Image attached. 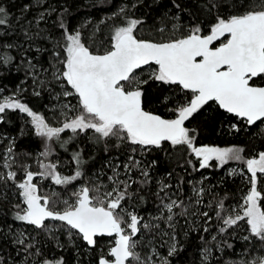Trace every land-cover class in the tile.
I'll list each match as a JSON object with an SVG mask.
<instances>
[{
	"label": "snow or ice",
	"instance_id": "obj_1",
	"mask_svg": "<svg viewBox=\"0 0 264 264\" xmlns=\"http://www.w3.org/2000/svg\"><path fill=\"white\" fill-rule=\"evenodd\" d=\"M152 2L167 11L159 12V23L151 30V37L139 35L146 21L129 16L125 5L114 14L121 18V23L110 28L105 46V41H97L95 32L85 36L79 29L69 30L62 19L54 22L60 29L59 39L54 32L41 29V23H46L47 16L56 11L50 5L40 11L44 0H27L18 16H13L10 7L0 0V66L13 65L19 71L21 65H26L25 76L41 87L45 81L40 79V71L49 73L51 69L49 83L55 82L53 87L59 85L61 89L56 98L67 101L61 107L62 124L56 127L13 93L0 97V121L7 110H18L31 118L36 134L47 141H60L65 130L77 135L90 132V139L103 145L105 152L110 149L118 152L115 162L110 160L106 165L111 171L107 184L97 178L81 184L66 199L55 192L40 193L38 184L33 182L37 177H50L56 185L68 186L84 176L85 161L80 150L72 157L76 165L72 175H62L56 170L57 164L43 161H40L42 171L33 172L22 166L24 175L20 180L16 171L0 175V199H7L4 189L11 182L18 193L13 205L15 221L39 230L49 239L58 240L59 233L67 236L68 243L74 244L79 239L90 250L99 249L96 264H171L168 257L178 251V218L185 223L197 215L206 218V223L211 219L207 211L198 210L206 189L203 180L199 182L201 186L194 185L192 192L196 199L190 197L186 204L168 194L171 184L158 181L157 215L146 219L137 211V205L145 203L143 193L152 182L151 169L158 161L146 162L145 157L154 150L163 152L167 145L171 149H187L199 164L197 167L192 160L185 161L194 171L212 167L213 160L218 162L216 167L242 161L244 169L239 172L233 169L231 174H239L248 190L239 209L229 210L223 199L217 202L215 216L221 224L218 231L226 233L246 225L245 255L251 258L234 260L232 264H264V151L246 158L242 155L245 149L240 146H196V130L187 126L192 118L203 115L213 105L242 120L245 127L264 124V0ZM139 3L136 0L131 7L136 8ZM34 5L39 15L28 19L26 13ZM203 14L212 17L206 25L200 19ZM184 16L188 23H181ZM17 32L25 42L51 41V49H44L51 56L49 68L40 69L38 62L26 58L27 50L19 59L8 54L9 50L24 49V44L13 42ZM150 84L179 89V95H164L162 91L157 96L172 118L146 110L145 89ZM241 130L230 124L229 131ZM6 151L7 155L0 159L5 160L3 167L11 168L15 163L13 148L9 146ZM51 151L48 147L41 156L47 158ZM120 155L124 156L123 161ZM9 156L12 163H8ZM203 231L208 229L205 227ZM157 235L164 243L171 242L167 256H161L153 245ZM104 237L112 238L106 250L100 248ZM5 245L13 246L15 256H21L23 264H66L62 257L43 258L39 241L26 228L17 230L8 224L5 230V226H0V264H15V256L3 254ZM257 245L262 254L253 256ZM223 247L233 245L225 242ZM138 248L146 249L145 254L141 255ZM202 255L207 261L209 249L205 248ZM35 257L41 258L36 261Z\"/></svg>",
	"mask_w": 264,
	"mask_h": 264
},
{
	"label": "trees",
	"instance_id": "obj_2",
	"mask_svg": "<svg viewBox=\"0 0 264 264\" xmlns=\"http://www.w3.org/2000/svg\"><path fill=\"white\" fill-rule=\"evenodd\" d=\"M26 2L27 0H4V3L10 7L13 16L19 15L22 6ZM135 2L136 0H44L40 11H44L49 5L56 11L50 16H47L46 13L47 22H42L40 27L45 32H54L55 38L59 39L60 29L58 23L54 22L62 19L69 30L79 29L85 36H90L95 32L97 41H105L106 46L110 28L121 23V18L114 16V14H117L122 6L127 5L129 16L142 18L146 21L139 35L141 37H151L153 35L151 30L155 24L159 23V12L167 11V9L161 10L160 6L154 4L152 0H140L138 7L132 8L131 4ZM166 2L167 0H160L161 4ZM26 15L28 19H33L39 15V12L35 10V5L33 10L26 13ZM200 19L206 25L212 17L203 14ZM188 22L187 16L182 17L181 23ZM193 22H199V20ZM15 37H19V39L17 40ZM15 37L13 42L24 44V49L9 50V55H14L19 59L20 55L27 50L28 55L26 58L33 59V63L38 62L40 69L49 68L51 56L49 51L44 49H51V41L37 39L35 42H25L19 32L15 34ZM29 44H31L30 49ZM37 49L41 50L37 51ZM100 50L103 51V48ZM25 71L26 65H21L19 71L13 65L0 66V90H2L0 91V97H7L16 93L22 102L28 104L34 112L43 115L52 126H61L63 120L60 114L61 107L67 101L62 97L60 99L56 98L61 89L59 85L53 87L55 82L49 83L51 81V69L49 73L43 71L39 73L40 79L45 81L43 87L34 83L31 78L26 77ZM144 76H146V73ZM256 82L262 83L260 80ZM21 89L24 90L21 91ZM35 91H39L41 94L36 96ZM162 91L164 95H179V89L176 86L169 88L164 85L157 87L155 84H150L145 89L147 98L145 107L149 111H155L157 114L170 119L172 114L157 99L158 94ZM68 100L72 104H76L74 98L69 97ZM230 124H236L242 130L239 133L231 132L229 131ZM187 126L196 130V146H240L245 149L242 155L246 158L255 155L259 151H264V124L258 122V126L245 127L242 120H237L230 114H225L223 110L218 109L215 105L211 109H205L203 115H196L187 123ZM90 136V132L77 135L73 134L71 130H65L64 133H61L60 141L55 139L47 141L46 138L36 134L30 117L18 110L9 109L4 114L3 120L0 121V157L6 156V150L11 146L15 163L12 164L11 168H5L3 167L5 160L0 159V175L6 174L8 171H16L17 179L20 180L24 175L21 171L22 166L28 167L33 172L42 171L40 161L55 163L57 164L56 170L61 172L62 175H72L76 170L72 157L77 151L83 150L82 155L85 163L82 171L84 176L68 186L56 185L50 177H37L33 182L38 184L40 193L48 195L55 192L60 194L61 199H66L71 192L78 190L79 185L90 183L97 180V178H99L100 183L107 184V176L111 175V171L106 165L110 160L115 162L118 152L115 149L105 152L103 145L93 143ZM61 141H66V143H61ZM48 147H51V153L47 158L42 157L41 153L45 152ZM152 159L158 161L157 165L151 169L152 182L143 193L145 203L137 205V211L146 219L150 215H157L156 205L159 200L155 193L159 189L158 181L171 184L172 188L168 190V194L173 199H183L186 204L189 203L190 197L192 200L196 199L192 192L194 185L201 186L199 182L203 180L202 186L206 189L198 210L199 212L207 211L211 219L206 223V218L197 215L189 217L188 222L185 223L184 219L178 218L179 224L176 229L178 251L175 255L168 257L171 264H232L234 260L250 259L251 257L245 255L244 245L247 242L243 240V236L248 235L245 231L246 225L229 229L226 233H220L218 229L221 224L215 216L218 201L223 199L225 207L229 210L239 209L242 198L248 190L246 183L239 174H231V168L237 162L230 161L223 167H216L218 162L213 160L211 161L212 167L194 171L185 161L192 160V163L197 167H199V164L188 154L187 149H171L167 145L163 152L154 150L145 157L146 162ZM120 160H124L123 155H120ZM8 163H12L11 156L8 157ZM240 166L244 169L242 161H240ZM170 172L172 173L171 176L168 175ZM205 177L208 179L205 180ZM179 181L183 182L177 186ZM4 191L8 193V197L7 199H0V226H5V230L8 224L14 225L17 230L26 228L39 241L43 258L57 259L62 257L66 264H96L99 249L92 251L79 239L74 244L68 243L67 236L59 235V233H57L58 240H52L41 234L39 230H34L31 226H25L23 222L15 221L13 205L18 199L17 189L9 182ZM163 195L164 193H161V196ZM205 227L208 231H203ZM213 236L216 237L215 240L212 239ZM111 239L109 237L102 238L100 248L106 250L110 246L106 242L109 243ZM225 242L232 244L233 247L224 248ZM170 243V241L164 243L159 235L153 240V245L161 256H167ZM60 244L64 246L60 247ZM205 248L209 249L207 261H204L202 255ZM137 250L141 252V255L146 252V249L138 248ZM3 254L15 256L13 246L5 245ZM259 254L262 253L257 245V251L253 252L252 255ZM40 258L35 257L33 259L39 261ZM15 264H23V258L15 256Z\"/></svg>",
	"mask_w": 264,
	"mask_h": 264
},
{
	"label": "rangeland",
	"instance_id": "obj_3",
	"mask_svg": "<svg viewBox=\"0 0 264 264\" xmlns=\"http://www.w3.org/2000/svg\"><path fill=\"white\" fill-rule=\"evenodd\" d=\"M218 147V146H217ZM230 162V161H229ZM233 162H237V163H234L233 164V166H232V170L233 169H235V170H237L238 172L240 171V170H242V168H240L241 166H240V161H233ZM81 185H79L78 186V188L80 187ZM106 244L108 245L109 243H108V241L106 242ZM154 259H156V258H154Z\"/></svg>",
	"mask_w": 264,
	"mask_h": 264
},
{
	"label": "water",
	"instance_id": "obj_4",
	"mask_svg": "<svg viewBox=\"0 0 264 264\" xmlns=\"http://www.w3.org/2000/svg\"><path fill=\"white\" fill-rule=\"evenodd\" d=\"M147 110V109H146ZM165 118V117H164Z\"/></svg>",
	"mask_w": 264,
	"mask_h": 264
}]
</instances>
